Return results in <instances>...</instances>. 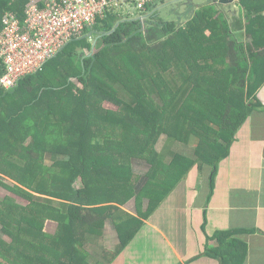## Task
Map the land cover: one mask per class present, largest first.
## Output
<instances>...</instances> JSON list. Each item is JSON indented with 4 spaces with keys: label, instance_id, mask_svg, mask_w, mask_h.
<instances>
[{
    "label": "trees",
    "instance_id": "1",
    "mask_svg": "<svg viewBox=\"0 0 264 264\" xmlns=\"http://www.w3.org/2000/svg\"><path fill=\"white\" fill-rule=\"evenodd\" d=\"M239 1L246 8L248 32V0ZM28 2L0 0V27L6 12L22 20ZM135 10L130 17L132 12L121 7L107 8L39 71L8 89L0 86V173L16 182L0 174V186L27 201L0 199V264H79L75 250L109 217L120 238L127 237L125 224L137 226L139 220L118 221L112 215L117 207L102 202L125 194L117 190L121 185L113 187L125 175L128 157L162 164L153 146L163 133L183 142L197 138L199 152L204 135L228 142L256 103L264 42L258 44L255 35L249 42L238 41L234 31L242 28L240 20L232 21L216 4H205L179 21L155 16L153 4ZM85 34L95 36L89 53L76 48ZM138 126L144 133L135 136L132 130ZM156 168L148 173L149 186ZM176 168L178 161L167 166ZM162 169L167 182H154L155 187L172 179L174 184L185 173L184 168L166 174L163 164ZM148 187L141 193L151 197ZM49 219L57 220V231L45 229ZM230 235L222 229L207 239L233 245ZM73 244L79 245L72 249ZM50 248L54 254L70 249L69 260L55 258ZM79 254L84 261L81 248ZM203 254L219 256L209 247Z\"/></svg>",
    "mask_w": 264,
    "mask_h": 264
},
{
    "label": "crops",
    "instance_id": "2",
    "mask_svg": "<svg viewBox=\"0 0 264 264\" xmlns=\"http://www.w3.org/2000/svg\"><path fill=\"white\" fill-rule=\"evenodd\" d=\"M205 4H216L222 11L227 8L224 12L232 21L242 22V28L234 31L238 41L249 42L255 35L261 40L258 44L264 42V0L247 1L248 32L246 8L239 0L236 4L218 0ZM205 4L188 8L192 14ZM254 95L256 103L228 142L221 136L204 135L199 152L195 147L198 139L193 136L188 142L169 134L158 136L153 151L165 173L174 175L175 170L185 168L174 184L172 179L167 186H153L154 182H167L161 177L162 164L142 156L128 157V166L122 169L125 175L112 186L121 185L117 190L125 194L116 191V198L102 204L117 207L112 215L118 221L137 219L140 225L125 224L127 237L121 239L114 221L105 219L102 228L86 236L87 264H264V77ZM175 161L180 169L167 170ZM154 166L159 167L158 175L149 178L153 182L149 186L148 173ZM147 187L151 197L141 193ZM128 203L133 210L125 208ZM222 229L231 232L233 245L207 239ZM206 246L215 248L219 256L203 254Z\"/></svg>",
    "mask_w": 264,
    "mask_h": 264
},
{
    "label": "built area",
    "instance_id": "3",
    "mask_svg": "<svg viewBox=\"0 0 264 264\" xmlns=\"http://www.w3.org/2000/svg\"><path fill=\"white\" fill-rule=\"evenodd\" d=\"M160 0H29L21 20L6 12L0 27V86L13 87L81 37L110 7L145 9Z\"/></svg>",
    "mask_w": 264,
    "mask_h": 264
},
{
    "label": "rangeland",
    "instance_id": "4",
    "mask_svg": "<svg viewBox=\"0 0 264 264\" xmlns=\"http://www.w3.org/2000/svg\"><path fill=\"white\" fill-rule=\"evenodd\" d=\"M170 2V0H160V1H157V2H155L154 4H153V11H156V15L155 16H157V17H159V18H161L162 20L164 19V20H175V21H179V20H181L183 17H190L191 16V12H192V9L190 8H185V4H182L181 2H179V3H177V4H175L176 2L174 1L173 3H169ZM194 2L195 3H201V4H205V3H208L209 2V0H194ZM193 6L192 7H194L195 5L194 4H192ZM223 9V8H222ZM121 10H123V11H125V12H127L126 10H128L129 12H128V14H130L131 12H132V14H130V17H135V15L136 14H134V13H136L135 11V9H131L130 7H127V6H123V7H121ZM224 11L225 12H227L228 10H227V8H224ZM148 14H145L144 15V13H143V16H147ZM157 18L156 17H154V20H156ZM84 37H86L85 39H84V41H82L80 44L81 45H77L76 46V48L78 49V50H80L81 52L83 51L84 53H89L90 51H92V48L94 47V44H95V36H92V35H87V34H85V36ZM74 83H78L77 82V80L75 79V78H72L71 79ZM150 89H146V92L147 93H150V91H149ZM101 103V102H100ZM101 105V104H100ZM70 105L69 104H67V105H65L64 107H69ZM104 106H106V107H109V108H111V110L112 109H114L116 106L115 105H113V104H104ZM101 107V106H100ZM155 113H156V111H155ZM64 118L66 119L67 118V116L65 115L64 116ZM127 120H129V121H133L132 119H127ZM94 130H97V128L96 127H94L93 128ZM143 130V127H141V126H138L137 128H135V129H133L132 130V132H133V134L135 135V136H137V132L138 131H141V134H143L144 133V131H142ZM209 137H212V139L214 138V136L212 135V136H209ZM140 138V137H139ZM142 138V137H141ZM140 140V139H139ZM25 141H30V138L29 139H27V140H25ZM25 143V142H24ZM139 145H140V143H139ZM22 158H24L25 159V154H23V153H20L19 154ZM4 178H5V180L8 182V183H10V184H15L16 182H15V180H14V178H12V177H8V176H6V175H4L3 173H0ZM75 186H77V184H75ZM5 196H11V197H13L18 203H20V204H27V201L25 200V199H23V198H21L20 196H17V195H15V194H13V193H11V192H9L6 188H4V187H2V186H0V199H3ZM125 208L127 209V210H133V208H134V206L133 205H131L130 203H128L127 205H125ZM54 217H55V215H53ZM56 218H60L59 216H56ZM46 223V226H45V229L48 231V232H50V233H52V232H55V231H57V229H58V224H57V220L56 219H49L48 221H46L45 222ZM4 238L6 239V240H10V238L9 237H7V236H4ZM86 241V240H85ZM85 241H82V245H80L79 246V250H80V248H81V250H82V253L84 254L85 252H86V248L85 247H88V243H87V246H86V242ZM79 244H73L72 245V249L73 248H76L77 246H78ZM79 250H75V254H74V256H75V258H76V263H79V264H87V261H86V259L84 260L85 261V263H84V261H83V259H81L79 256H80V254H79ZM47 252H50V254H52V255H54V257L55 258H57V259H63V260H65V261H68L69 260V256H70V254H71V250L70 249H66L65 251H64V253H63V250L61 249L60 250V252H58V254H54V252H55V250H51V248L50 249H48L47 250ZM86 257L87 256V253L86 254H84L83 255V257Z\"/></svg>",
    "mask_w": 264,
    "mask_h": 264
},
{
    "label": "water",
    "instance_id": "5",
    "mask_svg": "<svg viewBox=\"0 0 264 264\" xmlns=\"http://www.w3.org/2000/svg\"><path fill=\"white\" fill-rule=\"evenodd\" d=\"M174 1L176 2L175 4H177L179 2H181L182 4H185V8H188L189 5L195 3L194 0H173V1L170 0L169 3H173ZM218 2H220V3H228V2L232 3L233 2L236 4L237 0H218Z\"/></svg>",
    "mask_w": 264,
    "mask_h": 264
}]
</instances>
